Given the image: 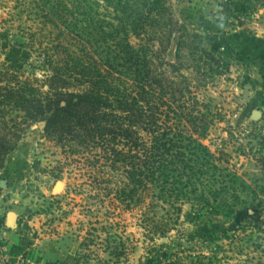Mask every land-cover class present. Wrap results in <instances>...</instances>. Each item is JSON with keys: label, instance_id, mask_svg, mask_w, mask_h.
Masks as SVG:
<instances>
[{"label": "trees", "instance_id": "trees-1", "mask_svg": "<svg viewBox=\"0 0 264 264\" xmlns=\"http://www.w3.org/2000/svg\"><path fill=\"white\" fill-rule=\"evenodd\" d=\"M34 2L43 22L39 41L34 36L15 59L10 53L0 62V169L25 128L43 122L44 136L67 156L71 150L87 152L94 155L97 169L102 160L122 171L116 198L126 207L147 206L151 211L163 202L178 212L180 204L190 202L199 210L216 211L222 195L226 203L239 199L237 174L223 168L222 159L203 141L208 111L197 93L185 76L170 77L147 43L131 40V35L155 39V29L161 27L169 36L178 32L177 50H188L197 73L203 66L220 73L223 58L201 46L212 37L193 32L189 41L184 39L183 25L166 19L161 0ZM101 4L113 9L111 19ZM33 54L38 63L30 61ZM20 61L34 68L25 78ZM11 111L16 115H9ZM142 222L153 240L160 232L150 228L154 217L144 211ZM230 229H236L235 223ZM223 234L228 237L229 231ZM205 238L209 244L215 241L214 234ZM109 248L110 254L122 256L118 247ZM219 248L209 245L211 255L201 262L159 251L148 257V264H222L216 261Z\"/></svg>", "mask_w": 264, "mask_h": 264}, {"label": "rangeland", "instance_id": "rangeland-1", "mask_svg": "<svg viewBox=\"0 0 264 264\" xmlns=\"http://www.w3.org/2000/svg\"><path fill=\"white\" fill-rule=\"evenodd\" d=\"M161 1L166 19L171 17L183 25L184 39L189 41L188 34L193 32L212 37L205 38L201 46L223 58V72L203 66L197 73L188 50H177L178 32L169 36L161 27L155 29V39L131 35V40L136 45L147 43L166 73L177 80L185 76L197 93L203 110L208 111L203 141L222 159L223 168L237 174L234 184L239 199L226 203L222 195L216 211L199 210L190 202L180 204L179 213L163 202L151 211L147 206L126 207L116 198L123 179L120 169H110L102 160L97 169L94 155L87 152L71 150L67 156L44 136L41 122H36L25 128L18 145L24 163L10 177L5 196L12 202L4 210H17L22 220H33L26 233L46 238L48 250L42 264H148V257L159 251L182 255L186 262H201L204 255H211L208 246L214 243L220 247L219 263L264 264V112L253 116L248 96L238 93L231 76V64L239 51L237 41L242 37L264 39V0ZM100 10L113 17L111 7L101 4ZM39 14L41 9L34 0H0V62L10 53L15 59L23 43L34 36L39 41L43 27ZM22 55L27 58L28 52ZM226 58L231 59L224 62ZM29 59L38 63L36 54ZM19 67L22 78L34 71L22 61ZM35 73L43 77L41 70ZM17 164L15 159L13 169ZM0 179L2 190L7 182L2 174ZM144 211L154 217L152 231H160L153 240L143 226ZM233 223L235 230L230 229ZM163 230L165 234H161ZM224 230L229 231L228 237ZM211 234L215 241L209 244L205 237ZM32 243L30 240L29 245ZM109 247H118L122 256L110 254ZM23 252L32 253L30 247Z\"/></svg>", "mask_w": 264, "mask_h": 264}, {"label": "crops", "instance_id": "crops-1", "mask_svg": "<svg viewBox=\"0 0 264 264\" xmlns=\"http://www.w3.org/2000/svg\"><path fill=\"white\" fill-rule=\"evenodd\" d=\"M236 43V42H235ZM239 51L236 54L234 63L231 64V70H233L232 77H235V89L238 93H242L248 96V107H251V112L260 111L264 112V39L260 38H240L237 41ZM246 49V51H244ZM231 58H226L224 62H228ZM40 123V122H39ZM44 126V123H40ZM20 144V143H19ZM18 147L8 156L5 167L0 169V175L5 177L7 187L0 190V233L6 240L8 250L11 253L12 264H22L19 259V255L27 247H30L32 258L42 264V257L47 254V244L45 239L41 237H33L26 233L28 226L32 224L33 220H22L20 213L15 210L14 212L5 211V207L11 204L12 200L5 196V191L10 184V177L17 173L18 169L23 167L24 157L21 156V152L18 151ZM16 159V169H13L12 162ZM1 183V179H0ZM9 199V200H8ZM18 203V202H17ZM13 207L21 208L18 205H12ZM14 213L16 215V225L14 227L7 226V217ZM28 221V223H27ZM34 223V222H33ZM35 225V224H34ZM29 230V229H28ZM41 236V235H40ZM30 240L33 241L29 245ZM29 249V248H28Z\"/></svg>", "mask_w": 264, "mask_h": 264}, {"label": "built area", "instance_id": "built-area-1", "mask_svg": "<svg viewBox=\"0 0 264 264\" xmlns=\"http://www.w3.org/2000/svg\"><path fill=\"white\" fill-rule=\"evenodd\" d=\"M22 264H40L36 262L29 253L22 252L19 255ZM0 264H12L11 253L8 250L6 240L0 233Z\"/></svg>", "mask_w": 264, "mask_h": 264}, {"label": "water", "instance_id": "water-1", "mask_svg": "<svg viewBox=\"0 0 264 264\" xmlns=\"http://www.w3.org/2000/svg\"><path fill=\"white\" fill-rule=\"evenodd\" d=\"M260 112L259 111H255L253 113L254 117H259ZM1 185L3 186L4 183L1 182ZM16 225V215L14 213H11L8 217H7V226L8 227H14Z\"/></svg>", "mask_w": 264, "mask_h": 264}]
</instances>
